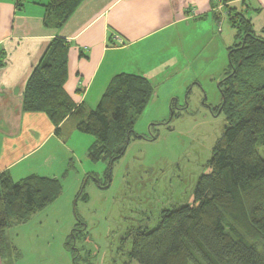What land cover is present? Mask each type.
Segmentation results:
<instances>
[{"label":"trees","instance_id":"obj_1","mask_svg":"<svg viewBox=\"0 0 264 264\" xmlns=\"http://www.w3.org/2000/svg\"><path fill=\"white\" fill-rule=\"evenodd\" d=\"M222 1L236 29L219 83L222 102L213 108L224 114L225 129L213 148L210 172L197 183L195 203L164 211L153 230L130 232L128 256L138 264H264V158L258 149L264 148V36L228 4L232 0ZM83 2L49 0L45 24L63 27ZM68 50L63 38L51 42L27 83L24 111L45 113L57 135L60 125L73 119L79 133L95 138L89 159L113 163L126 153L154 86L144 76L120 73L96 109L77 106L64 91ZM73 162L60 177L32 174L14 181L8 173L0 175L1 253L9 229L27 223L60 198Z\"/></svg>","mask_w":264,"mask_h":264},{"label":"rangeland","instance_id":"obj_2","mask_svg":"<svg viewBox=\"0 0 264 264\" xmlns=\"http://www.w3.org/2000/svg\"><path fill=\"white\" fill-rule=\"evenodd\" d=\"M252 8L245 7L244 14L252 19L256 34L264 36V11ZM222 24L216 23V35L223 30L218 49L203 51L188 71L154 85L122 158L91 161L90 144L83 138H95L75 133L73 119L63 125V145L76 157L72 175L52 205L6 232L0 264H138L128 256L130 232L153 230L164 211L195 203L197 183L210 172L213 148L226 124L224 114L213 108L222 102L219 83L229 65L228 48L234 45L236 29L230 19ZM48 147L66 154L63 146ZM258 149L264 158V148ZM66 169L69 165L57 177ZM25 177L14 176V181Z\"/></svg>","mask_w":264,"mask_h":264},{"label":"crops","instance_id":"obj_3","mask_svg":"<svg viewBox=\"0 0 264 264\" xmlns=\"http://www.w3.org/2000/svg\"><path fill=\"white\" fill-rule=\"evenodd\" d=\"M18 1L0 0V175L13 180L57 177L76 159L63 145L62 128L70 118L57 135L45 113H29L23 106L27 83L55 38L69 44L64 91L91 110L117 74L141 75L154 86L188 71L203 51L219 48L223 30L216 35V23L222 27L230 19L222 0H84L63 27L55 28L45 24L49 0H21V6ZM228 4L243 14L245 7L264 11V0ZM50 143L63 146L66 154L48 149Z\"/></svg>","mask_w":264,"mask_h":264}]
</instances>
